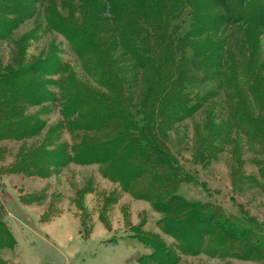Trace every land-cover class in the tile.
Listing matches in <instances>:
<instances>
[{
  "label": "trees",
  "instance_id": "16d2710c",
  "mask_svg": "<svg viewBox=\"0 0 264 264\" xmlns=\"http://www.w3.org/2000/svg\"><path fill=\"white\" fill-rule=\"evenodd\" d=\"M35 5L0 0V41L11 38ZM61 5L67 13L47 12L45 30L65 37L85 78L59 48L0 72V143L39 137L48 128L49 105L61 116L43 144L29 149V164L14 172L48 179L51 169L98 165L104 178L151 203L162 215L159 228L177 242L174 251L156 236L144 264H179L182 256L201 254L264 264V222L234 196L231 213L181 193L186 185L208 191L188 165L206 169L223 153L231 156L234 193L252 187L264 193V0ZM200 112L205 116L194 136L185 131L174 140L178 127ZM63 132L73 144L56 148ZM249 151L263 180L245 170ZM15 244L0 217V250Z\"/></svg>",
  "mask_w": 264,
  "mask_h": 264
},
{
  "label": "rangeland",
  "instance_id": "374dc122",
  "mask_svg": "<svg viewBox=\"0 0 264 264\" xmlns=\"http://www.w3.org/2000/svg\"><path fill=\"white\" fill-rule=\"evenodd\" d=\"M33 1L36 8H29L25 23L11 38L0 41V72L17 68L21 61L28 65L59 48L63 61L70 65L74 74L85 78L83 62L72 51L65 37L45 30L47 12L58 8L65 15L67 12L61 7L63 2H67L68 8L76 9L81 0ZM260 50L264 52V38ZM219 100H223V96ZM48 107L51 109L44 116L48 128L39 137L25 143H0V217L16 242L13 249L0 250V260L4 264H144L142 259L152 252L151 243L156 236L177 251L176 240L159 228L162 215L154 210L152 204L136 200L120 186L104 178L98 165L71 164L51 169L48 179L14 172L18 164H29V149L43 144L51 128L61 121L58 106ZM39 109L33 108L32 111ZM220 110L217 108L215 111L224 117L226 111ZM204 116L200 112L188 119L178 127L172 138L177 140L185 131L192 138ZM60 138L56 148L65 143L73 144L67 132L60 134ZM186 157L190 161L189 152ZM252 157L254 154L251 151L244 156L245 170L261 179ZM231 163L228 153L221 154L206 169L190 163L188 167L207 184L209 190L186 185L181 193L189 199L212 200L231 213L237 212L232 201L234 196L253 216L264 222V193L257 187L248 188L242 194L234 193ZM179 264L261 263L201 254L182 256Z\"/></svg>",
  "mask_w": 264,
  "mask_h": 264
}]
</instances>
